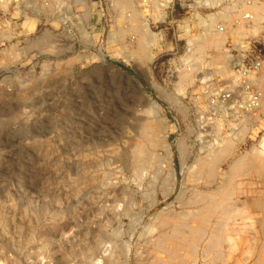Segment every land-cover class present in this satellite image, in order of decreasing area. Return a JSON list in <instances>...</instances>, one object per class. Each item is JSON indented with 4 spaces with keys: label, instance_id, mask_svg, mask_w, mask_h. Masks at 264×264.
<instances>
[{
    "label": "rangeland",
    "instance_id": "obj_1",
    "mask_svg": "<svg viewBox=\"0 0 264 264\" xmlns=\"http://www.w3.org/2000/svg\"><path fill=\"white\" fill-rule=\"evenodd\" d=\"M128 1L0 0V264H153L198 189H216L253 150L264 161L263 74L257 115L201 122L192 100L200 76L231 67L232 37L258 34L264 55V30L211 47L199 38L205 26L233 21L237 0ZM133 16L159 38L149 61L136 56ZM230 137L239 139L210 186L199 171ZM262 172L233 183L254 224L237 218L213 255L202 242L188 264H263Z\"/></svg>",
    "mask_w": 264,
    "mask_h": 264
},
{
    "label": "bare ground",
    "instance_id": "obj_2",
    "mask_svg": "<svg viewBox=\"0 0 264 264\" xmlns=\"http://www.w3.org/2000/svg\"><path fill=\"white\" fill-rule=\"evenodd\" d=\"M144 1H145L146 5H152V2H153V0H142L141 2L143 3ZM117 2L123 3L124 0H117ZM127 2H130V1L127 0ZM144 6H145V4H144ZM156 10H158V9H156ZM232 10L237 11V13H236L237 19H235V20L233 19V21L230 20V22L228 24L225 22L224 24L226 25V31H224V32L219 31L217 27L215 29H213V27H211L209 24L207 26H205L204 32H202V35L199 37L202 41L201 44H204V45L209 44V46L211 45V47H215V46L218 47L219 45L221 46L225 37H227L228 34L229 35L245 34L248 30H250V32L257 31V33H258L262 29L264 30V25H261V22L259 24L255 23V19L257 21V19H260V18L263 19V17H264V1L260 2V3L247 4L244 2V0H237V2H235L233 4V7L230 8V11H232ZM246 11L253 14L252 19L249 20V19L244 18L243 13ZM164 14H165V12H163V17H165ZM212 14H213L212 17L216 20V17L218 16V12L212 13ZM134 17L135 16L131 17V18H133L132 23L134 25L133 26L134 29L135 30L141 29V31L138 33V35H139L138 40L139 41H137L138 42V48H137L136 56L141 61H149L154 56L153 48H151V47L158 44L159 38L157 37L156 33H154L150 29V27L148 26L146 21L143 22V25H142V23H139L138 18L137 17L134 18ZM159 18L162 19V16ZM216 21H218V20H216ZM246 24H248L249 29L247 28ZM237 27H238V29H237ZM251 29H253V30H251ZM252 35H254V34H252ZM196 38H197V36H196ZM234 40L237 41V39H234ZM237 42L242 43L239 40ZM196 44H198V43H196ZM201 48H203V47H201ZM197 53H199V52H197ZM226 53L228 55H230L228 52H226ZM217 54H218V57H217ZM217 54H216V57L218 59L220 57L223 58V56H224L222 53H217ZM197 56H198V54H197ZM230 57H231V55H230ZM214 58H215V56H214ZM212 62H215V60L213 59ZM187 71H185V73ZM262 76H264V73ZM184 77H185V74H184ZM263 101H264V99H263ZM158 127L159 126H156L155 124L154 125L149 124L147 127V130H149L151 132V130L152 131L157 130ZM238 139H236L235 137H232V138L230 137V139L226 138L223 145H220L218 147L216 146L217 148L215 147V149L213 151L214 152L213 156L210 158V162H208V164L206 163L205 165H202V167H201L202 169L199 171V173L202 174L205 172L207 175L206 178H208V181L211 180L210 182H206V184L208 183V185H210V186L213 185V183L215 181V174H216V172L214 170V169H216L215 164L220 162L225 157V155L229 154L230 151H232L231 148L236 143V141H238ZM141 151H143V150L141 149ZM141 151H140V153H141ZM257 151L253 150L252 153H250V152L247 153L248 157L246 156V154H244V156L242 155L239 159H237L233 163H231L229 166L228 172L222 177L221 182L219 183V186L216 189H211V190H209V192L208 191H200L198 189L195 192V194L193 193L194 195H196V200H194V206L196 205L195 209H192V210L189 209L188 210L189 216H186V215L181 216V214H180V217L178 219L177 218L173 219L174 220L173 226L175 228L172 232L170 231L171 233L164 231L163 232L164 234H162L159 237V239H158V237H156L159 240L158 242L156 241L158 243V244L156 243V246L162 245V244H167V245L169 244L170 249H168V246H167L166 251L168 249L169 253H167V252H165V253H167L169 255L166 254V256L164 253H162V254H164V256L161 254V249H160V252H157V254L159 256V253H160L162 256L157 257L159 260L157 259V261L154 262L155 264H171L170 262H172V261H174V264H175V262L177 264H188L187 261L188 260L190 261V259L193 258V255L196 254V251L198 249V245L201 244L202 242H207V244L204 243L207 245V247H206V250L203 252H205L206 255L209 254V256L211 254L213 255V252L215 250H218L216 248L219 246V244L223 243L222 240L226 237L225 232L230 230V228L232 227V225H231L232 222H234L235 224H240V222L237 221V218L241 219V221L244 223V221H246L247 219L249 220V218L252 217L249 213L248 208H246V206L243 207L246 209H243V208L238 209L236 207L235 203L233 202L234 201V198H233L234 195L233 194L236 192L233 183H234V179L237 178V175H239V174L245 175V174H249L251 172H256L259 174L263 173L262 171L264 170V168H263L264 165H262V163L264 161L262 162V160H261L260 163L261 162L262 163L261 164L259 163L260 165H262V167L260 165L255 164V162H256L255 159L257 158V160H259L258 155L261 154V152H259V151L257 152ZM263 156H264V153H263ZM260 157H261V159H264V158H262V156H260ZM139 158H140V156H139ZM139 161H140V159H138V162ZM140 163H141V161H140ZM257 163H258V161H257ZM194 195H193V197H195ZM187 199H189V198H187ZM190 201H191V199H190ZM254 203H255V205L253 204V206H254L253 209L261 208L262 203L260 200H254ZM184 204H187V203H184ZM191 205H193L192 202H191ZM187 208H186V210H187ZM170 215H171V213H170ZM172 215H173V213H172ZM182 215H184V214H182ZM176 216L178 217L179 215H176ZM173 218H174V216H173ZM252 219L253 218H251L250 221H252ZM248 220H247V223H248ZM160 221H163V220H160ZM253 221L251 222L252 224H254ZM158 223H160V222H158ZM162 223H163V225H165L164 222H162ZM162 223H160V224H162ZM166 224H168V222ZM165 226H168V225H165ZM172 227H170V228H172ZM233 227H235V226H233ZM228 236H230V235H228ZM153 242L155 243V239ZM159 247L162 248L161 246H159ZM157 248H158V246H157ZM164 249H162V251ZM155 251H156V249H155ZM182 251H184V252H182ZM219 253H221V252H219ZM168 259H169V262H168ZM98 263H99V261L96 264H98ZM263 264H264V258H263Z\"/></svg>",
    "mask_w": 264,
    "mask_h": 264
},
{
    "label": "built area",
    "instance_id": "obj_3",
    "mask_svg": "<svg viewBox=\"0 0 264 264\" xmlns=\"http://www.w3.org/2000/svg\"><path fill=\"white\" fill-rule=\"evenodd\" d=\"M263 1L244 0L247 4ZM243 14L246 19L253 18V14L248 11ZM217 28L221 32L226 31L224 23H218ZM257 36L258 34L246 35L242 38V43L232 37L231 44L225 45L226 52L231 55V67L215 75L200 76L198 79L200 87L192 100L197 105V114L201 122L213 118V114L224 118L234 116L236 120H240L257 115L261 109L263 91L260 89L259 81L261 74L264 73V55L253 47L256 41L253 39ZM260 44L264 45V42ZM234 53H240V56L236 57Z\"/></svg>",
    "mask_w": 264,
    "mask_h": 264
}]
</instances>
